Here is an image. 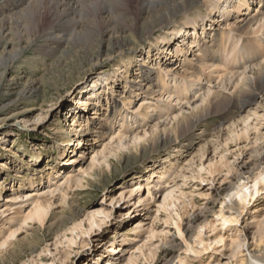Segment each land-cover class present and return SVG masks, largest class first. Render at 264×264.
<instances>
[{
    "label": "bare ground",
    "instance_id": "1",
    "mask_svg": "<svg viewBox=\"0 0 264 264\" xmlns=\"http://www.w3.org/2000/svg\"><path fill=\"white\" fill-rule=\"evenodd\" d=\"M235 1L237 0H226V4L222 6L224 11L220 13V16L224 17V24L229 16V10L235 7L240 11L243 6H249V0H241L239 5L233 6ZM209 2V0H0V32L5 33L8 24L12 22L16 24L18 16H23L22 10L27 9L29 13L35 15L27 20V24L32 26V34L29 35L31 43L40 39L44 42L34 48L36 53L45 52L47 53L45 56L49 57L50 54L59 53L65 44L67 47L64 51L68 53V47L72 41L79 42V46H86L94 37H98L101 39L100 46L103 45V47H99L97 56L89 59L90 63L93 67H98L103 61L121 59L125 67V69L120 67L123 72L119 74L122 75L128 74V67L132 64L134 55L137 56L135 48L130 52L126 50L131 43L126 37L128 33L146 35L144 44L148 43L151 46L148 52L149 59L152 52H156L158 59L161 58L162 51H169L168 55H174L175 52L178 56L181 53L188 54L187 47L185 50L179 49L184 46L180 44V41L184 40L185 44L186 36L192 34L190 30L196 31L198 27H203L205 30L207 21L209 22V19L212 21L210 17L218 10L217 5L209 8ZM262 3L264 4V0H260V4ZM207 6L208 9L204 13L203 8ZM134 9H137L136 13ZM218 19L213 20L212 26L213 23L219 22ZM211 29L216 30L213 27ZM222 30L219 34L216 32L215 37L213 36L208 44L198 43L197 38L194 43L192 42L197 44L194 45L195 47H199L201 58L196 57L195 61L185 62L183 66L185 68L182 67L183 72L172 67L164 69L168 67L165 63L170 59L156 69V72H150L145 69L147 61L144 60L146 63L140 66L138 82L147 83L145 87L147 86L148 89L145 91V87L142 88L146 96L151 97L159 93L157 101H148L150 97H144L137 110L131 107L127 110L119 104H112L105 111L106 113L102 114L103 117H108L106 121L110 126L109 132L106 131L110 133L108 136L110 140L104 144L102 150H93L95 152L90 156L87 164L85 161L88 158L86 159L85 155L89 156L93 153L89 152L93 146L86 151L80 150L78 154L76 150L81 149V145L89 144L91 141H89L91 137L89 132L92 133V129L90 131L82 129V125L78 123L79 120L72 117L74 125L71 131L76 139L67 140L68 145L63 154H66L67 148L75 146L72 143L73 140L78 143L77 148L70 156L66 155L64 159L57 161L58 165L54 168L55 176L49 178L48 186L34 189L30 193L18 192L16 195L3 196L6 181L0 179V198L6 199V203L0 209V258L8 254L15 245L14 242L26 239V236L34 231V226L38 225L37 229L41 230L49 222L60 219L56 213H53V208L62 207L61 210L65 211L67 204L69 208H72L73 199L69 201L70 192H76L84 186L87 177L93 178L97 172L110 169L111 157L117 156L123 150L151 143L154 145L181 144L183 145L181 151L188 152L194 146V130L215 115L220 118V128L228 124L229 133L236 134L234 139L236 142L243 136L247 139L250 137V128L254 126L248 128L242 126L251 120L252 115L249 113L242 115V111L248 108L250 110L259 95L264 92V10L242 24H228L225 30ZM184 37L186 38L183 39ZM176 41L179 48L171 54V47ZM106 43L108 45L105 48ZM21 44H17L18 47L13 50L4 52L0 57L1 74L2 68L6 73L7 70L16 68L14 66L16 61L23 59L25 48ZM54 45L57 46L54 47ZM132 51L134 54L130 56ZM27 60L25 59L23 63H30L31 66L37 61L35 58ZM44 63L46 64V61ZM119 74L110 77L100 73L97 78L87 82L92 83V86L87 85L86 89L80 90L83 95V100L80 101L82 105L87 109L89 106L87 99L91 100L94 97L98 102L101 88L104 89L101 84L109 83L110 79L118 78ZM126 79L130 81V77L127 76ZM172 84L174 85L170 86ZM37 89L35 82L27 79L16 98L7 99L3 101L4 103L0 102V114H2L0 115V133L7 128L12 118L20 119V122L24 124L31 122L30 111L26 109L14 111L13 108L20 101L26 102L34 98ZM113 89L114 97L116 89L114 87ZM12 91L13 89L10 92L4 91L0 97L6 99L12 95ZM125 99L123 100L132 105L131 96ZM184 104L188 105L187 113H184ZM54 106H56L55 103L51 105V108ZM40 111L39 119L42 117L40 115L44 114L43 107ZM131 112L136 114L132 116ZM120 117L121 120H119ZM129 119L139 123H129ZM239 128L240 131H238ZM255 129L258 133L254 136V146L244 158L245 161L234 166L229 162L222 164L223 169H228V175L221 180L218 188L210 189V192L206 194L207 202L204 203L203 208L192 212L186 223L179 222L181 216L176 209L180 199L175 196V191L169 193L168 198L171 201L165 202L163 206H169L173 212H177L179 221H175L174 224L182 242H178L175 237L171 239L170 245L173 250L169 252L165 264H193L196 258L202 259V255L207 253L210 258L205 264H264V206L258 210L255 209L256 206L251 207L257 203L264 191V134H261L260 128L255 127ZM208 132L209 130L204 128L198 136L205 138ZM227 140L230 139L227 138ZM205 144L211 146L209 140H206ZM0 145L3 144L0 143ZM175 151L176 149L173 152ZM37 157L40 158L41 154H37ZM170 159L171 156L166 161L169 162ZM67 164L76 168L68 170L65 168ZM0 166L5 167L4 162H0ZM170 166L171 164L169 166L165 164L158 172L159 179H164L163 176L168 174L167 170ZM207 170L211 176L223 174L222 168H217L215 164L210 165ZM198 176L203 183L209 182V179L203 177L199 171ZM35 179L32 177L31 187L34 186ZM148 192L150 194V189ZM131 194L133 192H130ZM121 199H125L124 194L121 195ZM217 202L222 204L219 211L215 209ZM183 203L185 208V201ZM224 204L229 206L225 208ZM64 211H61L62 214ZM211 214L217 216L220 222L218 225L215 221L208 220ZM100 215L108 217L104 210L92 211L87 216V223L91 230L101 227L98 220ZM51 216H55V219L49 221ZM49 227L54 228L55 225L51 224ZM82 228V224H75L62 235V238L64 237L69 244H72L74 238L69 239L67 233L71 232L74 235ZM81 233L84 234V232ZM206 234L212 235L205 238ZM174 249L184 252L175 257ZM113 250L117 254L116 260L120 262L128 251L125 245L112 247ZM150 254L152 259L155 258L153 251ZM67 258L68 256L64 255L60 261L65 263ZM33 262L34 260H31V263ZM38 264L48 263L38 262ZM124 264L132 263L128 261Z\"/></svg>",
    "mask_w": 264,
    "mask_h": 264
},
{
    "label": "rangeland",
    "instance_id": "2",
    "mask_svg": "<svg viewBox=\"0 0 264 264\" xmlns=\"http://www.w3.org/2000/svg\"><path fill=\"white\" fill-rule=\"evenodd\" d=\"M209 1V8L217 5L218 11L210 17L212 21L210 19L209 22L207 21L206 29L198 27L196 31L190 30L189 32L192 34L183 38L187 39V43L184 44V40L180 41V44L184 45L182 48L178 47V41L171 47V54L175 52V49L185 50L186 47L189 49L188 54L181 53L178 56L175 52L174 55H168L170 54L169 51H162L160 52L161 58L158 59L156 52H152L149 59L148 52L151 46L148 43L144 44L146 35L128 33L126 37L131 43L126 50L130 52L135 48L137 56L134 55L126 75L119 74L122 71L120 67H124V63L118 58L103 61L98 67L92 66L89 59L97 56L100 51L99 47H103V45L100 46L101 39L98 37H94L92 42L86 46H79V42L72 41L70 45L68 44V53L64 51L67 44L62 49L58 48L60 49L59 53L50 54L49 57L45 56L47 54L45 52V54L36 53L34 48L38 44H44V42L43 39H40L31 43L29 35L32 34V26L27 24V20L35 15L29 13L27 9L22 10L23 16H18V22L8 24L5 33L0 32V57L4 52L17 48V44H21L22 41L21 46L25 48L23 59L15 62L16 68H11L6 73L4 68L1 69L0 94H3L4 91L10 92L12 89L13 91L11 92L12 95L6 99L0 97V102L16 98L27 79L30 82H35L38 89L34 98L26 102L25 100L20 101L13 108L14 111L22 109L30 111L31 122L24 124L20 122V119L12 118L9 120L10 124L7 125V128L0 133V143L3 144L0 145V162L5 164V167L0 166V179L6 181L3 196L16 195L18 192L30 193L34 189H41L50 184L48 181L50 177L55 176L54 168L58 165L57 161L64 159L66 155L70 156L78 145L74 142L76 138L73 137L71 131V127L74 125L72 117L79 120L78 123L82 125V129H86V131L92 129V133L89 132L91 136L89 141H91L87 146L81 145V149L76 150V154L80 150H88L91 146L93 147L91 150L89 149L90 153L93 150H102L104 144L110 140L108 137L110 124L106 121L108 117H103L105 111L112 104H119L125 109L131 107V109L137 110L143 99L150 97L146 96L144 90L142 91L147 83L138 82L140 66L146 63L145 61H147L145 69L150 72H156V69L161 67L167 59L170 61L165 63L168 67L164 66V69L172 67L183 72L185 62L195 61L196 57L201 58L199 47H195L197 44H192L196 38L198 43L208 44L213 36L215 37L214 34L216 32L219 34L223 31L222 29L225 30L228 24H242L264 10V4H260V0H249V8L243 6L240 11L235 7L229 10V16L224 24V17H219V15L222 6L226 4V0ZM240 2L241 0L235 1V4L233 2V6L239 5ZM208 6L203 8L204 13ZM136 11L137 9H134V13ZM217 19L219 22L213 23L212 26L213 20L217 21ZM211 27L216 30L211 29ZM107 45L108 43L105 44V48ZM56 46L54 45V47ZM132 52L130 56L134 54V51ZM33 58L37 59L33 66L30 63H23L25 59L29 61ZM161 60H163L162 63ZM4 73L5 77L3 76ZM100 73L110 77L119 74V77H115L114 80L110 79L109 83L111 84L102 83L104 89L101 88L98 102L95 97L92 98L93 100L87 99L89 106L86 109L80 102L83 100L80 90L86 89L87 85L92 86V83L87 82L97 78ZM127 76L130 77L129 82L126 79ZM82 84H84L83 87ZM113 87L116 89L114 97ZM147 89L146 86L145 91ZM158 95L159 93L151 96L152 98L150 97L148 101H157ZM127 96H131L132 105H129L128 101H124ZM100 100L101 102H99ZM53 103L56 106L51 108ZM41 107H43L44 114L40 115L42 117L39 119ZM187 108L188 105L184 104V113L188 112ZM242 113V115L248 113L252 115L251 120L242 126L243 128L254 126L250 128L248 139L243 136L236 142L234 140L236 134L229 133L228 124H224V128H220V118L215 115L194 130V146L188 152L181 151L183 146L181 144L154 145L147 143L138 147L133 146L123 150L117 156L111 157L112 167L110 169L97 172L93 178L87 177V182L76 190L77 193L75 191L70 192L69 201L73 199L72 208H69L68 204L65 211L61 210L62 207L53 208V213H56L60 219L54 220L55 216H51L49 221H54L49 222L41 230L37 229L38 225H32L34 231L28 234L26 239L14 242L15 245L8 254L4 258H0V264H38V262L48 264H87L89 262L91 264H124L128 261H131L132 264H165L169 252L173 250L170 245L171 239L175 237L178 242H182L174 224L175 221H179L176 213L178 212L181 216L179 222L182 224L183 222L186 223L192 212L203 208L204 203L207 202L206 194L210 192L211 188H218L221 185V180L228 175V169H223L222 164L225 165L229 162L234 166V164L245 161L244 158L254 146V136L258 133L255 127L260 128L261 134H264V92L259 95L250 110L248 108ZM134 114L136 113L131 112L132 116ZM128 122L139 123L130 119ZM204 128L209 130L206 139L198 136ZM231 128L235 129V127ZM221 129L222 131H219ZM104 134L106 136H103ZM72 139H74L72 143L75 146L69 145L70 149L67 148L66 154H63L68 141ZM206 140L211 142V146L205 144ZM175 149L176 151L173 152ZM94 152L89 156L85 155L86 159L88 158L85 161L86 164ZM39 153L41 154L40 158L37 157ZM169 156L171 159L167 162ZM221 159L222 161H220ZM52 164L54 165L52 166ZM165 164L167 166L171 164L167 170L168 174L163 176L164 179H159L158 172L162 170ZM212 164H215L219 169L222 168L223 174L219 176L217 174L215 176L209 175L207 169ZM65 168L72 170L76 166L71 167L67 164ZM198 171L203 177L209 179L208 183H203L200 180ZM32 177L36 179L34 186L31 187ZM172 191H175V196L180 199V202L177 203V212H173L169 206H163L165 202L171 201L168 195ZM130 192L133 194L130 195ZM181 192L184 195L180 194ZM122 194H124L125 199H121ZM72 196L74 197L72 198ZM164 197L167 198L166 201ZM5 201L4 197L0 198V209L6 203ZM221 206L222 204L217 202L216 211H219ZM228 206L229 204H224L225 208ZM253 206H256L255 209L257 210L264 206V191L257 203L251 207L253 208ZM95 210L106 211L108 217L105 218L100 215L98 220L101 227H95L94 230H91L87 223V216ZM61 211H64L63 214ZM208 220L215 221L216 225L220 223L217 216L213 214L209 216ZM51 224H54L55 227L50 228ZM75 224H82L83 228L76 231L74 235L71 232L67 233L69 239L74 238V243L69 244L64 237L62 238V235L73 228ZM211 235L206 234L205 238ZM123 245L128 251L123 255V261L120 262V260H116L117 254L115 250L112 251V247L117 248ZM151 251L155 256L153 259L151 258ZM183 252L174 249V256L183 254ZM208 254H203L202 259L196 258L197 260L193 264H205L210 258ZM64 255H67L68 258L65 263H62L60 258ZM31 260L34 262L31 263Z\"/></svg>",
    "mask_w": 264,
    "mask_h": 264
},
{
    "label": "water",
    "instance_id": "3",
    "mask_svg": "<svg viewBox=\"0 0 264 264\" xmlns=\"http://www.w3.org/2000/svg\"><path fill=\"white\" fill-rule=\"evenodd\" d=\"M75 92V91H74Z\"/></svg>",
    "mask_w": 264,
    "mask_h": 264
}]
</instances>
